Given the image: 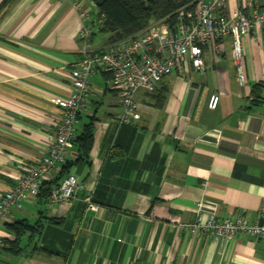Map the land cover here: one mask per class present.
<instances>
[{
	"label": "crops",
	"instance_id": "crops-1",
	"mask_svg": "<svg viewBox=\"0 0 264 264\" xmlns=\"http://www.w3.org/2000/svg\"><path fill=\"white\" fill-rule=\"evenodd\" d=\"M82 2L87 18L70 0H0V198L14 186L21 163L49 154L61 117L57 101L70 94L71 71L83 56L79 31L97 20L96 5ZM109 36L97 27L92 46L108 47ZM224 48H207L202 69L189 65L187 73L164 76L155 92L138 91L141 117L128 123L116 120L122 108L110 75L92 74L88 108L75 123L79 135L94 119L91 163H75L65 173L60 165L51 182L75 173L88 183L100 167L94 193L100 209H86L83 188L67 202L51 204L40 194L13 207L0 221L4 239L15 238L6 223L43 226L23 235L20 254L0 244V258L11 264H264L263 240L185 227L198 218V202L204 218L242 215L264 224V103L251 105L252 85L264 80L263 37L254 31L243 40V85L230 37ZM214 93L220 102L210 108ZM158 94L164 99L157 103ZM67 158L77 159L74 144Z\"/></svg>",
	"mask_w": 264,
	"mask_h": 264
},
{
	"label": "built area",
	"instance_id": "built-area-1",
	"mask_svg": "<svg viewBox=\"0 0 264 264\" xmlns=\"http://www.w3.org/2000/svg\"><path fill=\"white\" fill-rule=\"evenodd\" d=\"M83 18L90 16L82 0H70ZM103 21L100 17L99 22ZM259 31L264 42V0H195L179 7L173 16L152 21L132 37L96 49L91 44L92 29L83 26L79 31L83 56L71 71L72 90L57 101L61 109L60 121L49 154L30 163H21L14 186L0 198V221L13 207L41 194L44 181L52 180L60 165L67 162V152L76 138L75 123L88 108L91 92L89 77L96 72L110 75L111 86L118 92L122 108L116 118L119 124L138 120L141 116L136 94L140 90L154 92L162 78L170 73H187V67L200 70L205 63V50L225 51L224 39L231 38V54L237 68V80L246 83L243 40ZM220 95L214 93L209 101L216 108ZM100 167L91 174L88 183H82L75 173L56 182L49 190L51 204L70 201L78 189H85L86 209L97 212L100 205L94 200L99 182ZM204 205H196L198 218L185 227L192 232H209L215 237L233 238L246 233L255 240L264 241V224L250 223L242 215L219 219L214 213L203 217ZM4 237L0 227V244Z\"/></svg>",
	"mask_w": 264,
	"mask_h": 264
},
{
	"label": "trees",
	"instance_id": "trees-1",
	"mask_svg": "<svg viewBox=\"0 0 264 264\" xmlns=\"http://www.w3.org/2000/svg\"><path fill=\"white\" fill-rule=\"evenodd\" d=\"M98 10L95 27L92 28V37L96 33L97 27L99 31L110 33L109 44L120 42L124 39L132 37L142 28L149 25L152 21L163 17L173 16L175 11L186 4L195 0H90ZM100 17L103 21L99 22ZM98 32V30H97ZM79 36V34H78ZM109 74V73H108ZM156 91V90H155ZM154 91V92H155ZM264 80L257 81L252 85V106L264 103ZM164 99L163 95L156 97L157 103ZM73 144L77 149V159L75 161L67 160L63 164L62 173L68 172L75 163H91V150L94 144V119L92 118L83 126L79 135L73 140ZM54 181L46 180L41 186L42 193L48 195ZM43 226L41 223L31 224L25 219L17 220L14 223H6V228L13 233L14 239H4L2 250L11 254H20L23 248L20 241L27 232H38ZM0 264H11L10 262L0 258Z\"/></svg>",
	"mask_w": 264,
	"mask_h": 264
},
{
	"label": "rangeland",
	"instance_id": "rangeland-1",
	"mask_svg": "<svg viewBox=\"0 0 264 264\" xmlns=\"http://www.w3.org/2000/svg\"><path fill=\"white\" fill-rule=\"evenodd\" d=\"M26 239V238H25ZM4 244V243H3Z\"/></svg>",
	"mask_w": 264,
	"mask_h": 264
}]
</instances>
